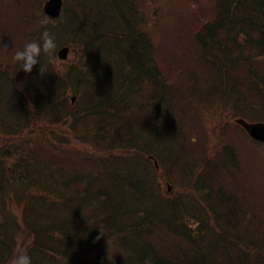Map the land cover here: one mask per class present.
<instances>
[{
    "label": "trees",
    "instance_id": "obj_1",
    "mask_svg": "<svg viewBox=\"0 0 264 264\" xmlns=\"http://www.w3.org/2000/svg\"><path fill=\"white\" fill-rule=\"evenodd\" d=\"M45 1L0 0V50L46 20L87 71L42 54L17 84L0 74V264H264V144L185 123L215 104L264 121V0H103L93 22L87 0L56 19Z\"/></svg>",
    "mask_w": 264,
    "mask_h": 264
},
{
    "label": "rangeland",
    "instance_id": "obj_2",
    "mask_svg": "<svg viewBox=\"0 0 264 264\" xmlns=\"http://www.w3.org/2000/svg\"><path fill=\"white\" fill-rule=\"evenodd\" d=\"M64 1L68 2V1H72V0H64ZM87 6L88 7H86V9H89L88 19H89V21L93 22L96 19L95 9L98 7L105 6V4L103 3V0H87ZM170 11H174L176 13L175 9L169 7L165 10V12H164L165 15L167 16L168 12H170ZM174 19H178L177 13H176ZM58 25L59 24H57L56 26H58ZM73 25H74L73 22L71 24H69V26H73ZM176 27L180 28V23H178ZM78 30H81L80 27L78 28ZM186 32H189L188 35H191L193 33L192 31H189L188 29L186 30ZM165 38L170 41L169 29L166 31ZM63 40H65L66 42L71 41V39L69 37H65ZM188 44L192 45L191 51H194L196 49L195 44L190 42L188 39L185 38L184 45L186 46ZM106 46H107L106 43H101V44L97 45V47H103V48H105ZM60 47H63V45L59 46V48ZM16 51H18V50L13 45H9L8 47L0 50V56H6V57H8V60H9L8 63L0 62V74H3L7 78L8 81L11 80L15 84H17V82L19 81V79L16 76L18 73H21V75H23V77H22L23 80H24L25 76H29L32 73V72L31 73H25L21 69L20 62H16L13 60V56H14ZM96 52H97V50L93 51V53H96ZM186 52H187L188 56L193 57V52L192 53H190L188 51H186ZM53 65L57 70L64 72V74H69L71 76H73L72 75L73 72H75L77 70H80L83 73L87 71L86 59L79 58V55L77 53H75L71 48H70L69 56L67 57L66 61L59 62L57 60V58L55 57V59L53 60ZM89 71L91 73H97L100 71L96 60L92 59ZM60 81H62L61 77H60ZM62 91H65L63 94L65 101L64 100L63 101L68 103V104H70V97L72 95H75L76 97L78 96L77 93H73L72 90H67L64 87H62ZM59 94L61 96V92ZM216 105L217 104H215L213 106H200L201 108L198 111V113H200L202 115V124L196 123L199 119H192L191 120L190 118H188L185 121V123L187 122L186 127H187L189 132H190L191 127L193 129H195V131H197V132L206 130L208 133V137H209L208 140H209L210 144H215L218 141V138L214 134V130L216 129V127L220 128L221 125L224 127V130L221 129L219 131H221L223 133L224 137L227 138L226 133L227 134L230 133L233 138L237 137V133L234 131V129L231 126V123L233 124L234 120L237 118V117H234V111L232 113L229 109L223 108L220 104H218L220 106V108H219V110H217ZM192 108L193 107H191V109ZM256 122H264V121H256ZM172 125H174V124H172ZM239 135H241V134H239ZM194 136H196V135L193 134V137ZM246 136H244L245 139H246ZM247 138H248V136H247ZM71 140H72V138H71ZM261 146H264V145H261ZM261 158H262V156H258V162L260 161ZM172 191H173V188H171L169 190V193H171ZM16 250L17 251H23L24 249L22 248L21 250L20 249H16ZM59 255H60L59 260H54L53 264H64L65 258L63 256V253H60ZM129 257H131V256L124 257V261H126V259ZM130 263H133V262L127 261L126 264H130ZM96 264H102V263L98 262ZM120 264H122V263H120Z\"/></svg>",
    "mask_w": 264,
    "mask_h": 264
},
{
    "label": "clouds",
    "instance_id": "obj_3",
    "mask_svg": "<svg viewBox=\"0 0 264 264\" xmlns=\"http://www.w3.org/2000/svg\"><path fill=\"white\" fill-rule=\"evenodd\" d=\"M44 25V30L41 32L38 40H33L24 45L22 50L15 52L13 60L20 62L21 69L25 73H31L34 66L40 63V57L42 54H46L50 60L55 59L57 50V41L55 36L47 29V21H41ZM45 71L44 66L41 65L40 73ZM11 264H32V258L27 253H21L15 256ZM143 264H152L150 257L145 258Z\"/></svg>",
    "mask_w": 264,
    "mask_h": 264
},
{
    "label": "water",
    "instance_id": "obj_4",
    "mask_svg": "<svg viewBox=\"0 0 264 264\" xmlns=\"http://www.w3.org/2000/svg\"><path fill=\"white\" fill-rule=\"evenodd\" d=\"M44 13L51 17L57 18L61 11V0H47L43 5ZM68 53L67 48H63L59 51V57L64 59ZM235 122L239 124L248 134V136L256 142L264 143V122H247L243 119H236ZM157 168L156 162H154Z\"/></svg>",
    "mask_w": 264,
    "mask_h": 264
}]
</instances>
